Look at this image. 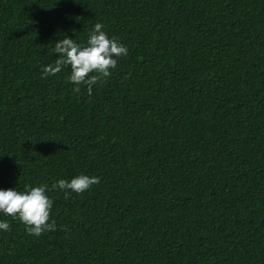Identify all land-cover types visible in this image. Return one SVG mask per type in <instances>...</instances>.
Returning <instances> with one entry per match:
<instances>
[{
	"label": "trees",
	"instance_id": "1",
	"mask_svg": "<svg viewBox=\"0 0 264 264\" xmlns=\"http://www.w3.org/2000/svg\"><path fill=\"white\" fill-rule=\"evenodd\" d=\"M96 23L111 76L43 78ZM42 184L56 229L0 213V264H264V0H0V188Z\"/></svg>",
	"mask_w": 264,
	"mask_h": 264
},
{
	"label": "clouds",
	"instance_id": "2",
	"mask_svg": "<svg viewBox=\"0 0 264 264\" xmlns=\"http://www.w3.org/2000/svg\"><path fill=\"white\" fill-rule=\"evenodd\" d=\"M103 28L102 23L94 24L85 43H77L68 36L56 41L52 51L57 54V59L42 66V77L56 76L63 68L69 67L66 79L74 85L73 90L80 92V86L84 85L91 96L93 86L110 77L118 58L128 53L127 47L115 37H109ZM98 182L96 176L79 174L70 180H57L52 188L63 191L67 197L70 193L81 194ZM47 189L48 186L43 184L25 186L23 190L0 188V213L18 219L30 235L40 236L42 232L54 231L55 221H50L53 200ZM8 229V222L0 220V230Z\"/></svg>",
	"mask_w": 264,
	"mask_h": 264
}]
</instances>
